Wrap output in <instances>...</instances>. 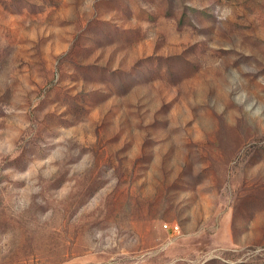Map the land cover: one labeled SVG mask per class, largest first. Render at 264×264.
I'll return each instance as SVG.
<instances>
[{
    "label": "rangeland",
    "instance_id": "1",
    "mask_svg": "<svg viewBox=\"0 0 264 264\" xmlns=\"http://www.w3.org/2000/svg\"><path fill=\"white\" fill-rule=\"evenodd\" d=\"M0 264H264V0H0Z\"/></svg>",
    "mask_w": 264,
    "mask_h": 264
}]
</instances>
